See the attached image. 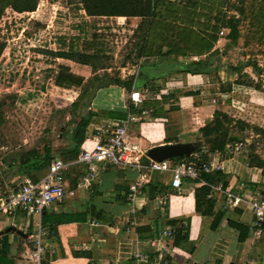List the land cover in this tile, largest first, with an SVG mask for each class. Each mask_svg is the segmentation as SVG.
Segmentation results:
<instances>
[{
  "label": "rangeland",
  "instance_id": "1",
  "mask_svg": "<svg viewBox=\"0 0 264 264\" xmlns=\"http://www.w3.org/2000/svg\"><path fill=\"white\" fill-rule=\"evenodd\" d=\"M99 4L110 0H37L32 11L6 7L1 13L0 190L15 189L23 177L35 179L54 156L76 146L80 118L95 111L104 115L110 104L98 99V89L134 77L142 45L154 40L153 31H168L167 23L173 26L168 34L174 52L198 55L209 39L210 47L216 45L195 71L229 87L222 93L218 85V101L207 99L220 114L212 113L194 131L203 134L196 144L240 141L247 165L264 174V0H159L150 21L93 15L90 10ZM228 17L236 19L233 41ZM188 20V36L175 31ZM197 36L203 39L199 47L186 45L185 37ZM190 93L198 91L183 92ZM128 94L126 89V105ZM162 125L170 128L167 133L175 131L170 120Z\"/></svg>",
  "mask_w": 264,
  "mask_h": 264
},
{
  "label": "crops",
  "instance_id": "2",
  "mask_svg": "<svg viewBox=\"0 0 264 264\" xmlns=\"http://www.w3.org/2000/svg\"><path fill=\"white\" fill-rule=\"evenodd\" d=\"M152 35L154 40L145 44L146 52L136 71L135 84L151 112L146 115L149 120L145 117L129 125L128 139L145 152L161 144L199 143L198 137L203 139L202 134L194 131L202 128L216 108L215 104H208L207 99L215 96L218 101L219 84L203 80L205 76L196 71L181 70L198 69L200 63L195 66L192 63L209 55L216 45L201 54L188 55L183 50L174 52L167 31L160 34L153 31ZM187 90L198 93L184 95ZM98 92H101L98 99L110 104L104 107V115L95 111L96 115L86 116L88 123L83 132L77 134V145L72 146L75 151L91 146L95 129L105 119L114 117L107 114L108 111L121 112L123 116L119 118L125 117L126 89L123 86L110 83ZM167 120L174 122L173 134L167 133L170 128L162 125ZM149 131V134L156 133L150 136ZM181 135L184 137L178 139ZM200 147L206 148V145ZM205 158L222 166L221 171L206 176L211 185L220 182L234 192L243 188L264 196V174L257 167L248 166L240 150L231 152L225 145L222 150L210 151ZM142 172L132 166H107L84 188L76 185L84 166L69 165L61 201L52 202L39 216H26L19 210L11 216L0 214V231L8 226L14 228L0 234V264H35L30 253L37 224L43 230L40 239L43 253L38 264H151L159 247L165 248L171 264H264V222L256 228L246 207L224 208L220 194L209 196L208 193L210 213H204V205H199L201 211L197 212L196 196L199 200L203 195L195 194V190L202 183L183 179L179 189H175L168 184L169 172L154 170L145 172L143 183L129 201L128 186L138 180ZM210 174H214V178ZM2 194L0 190V196ZM212 222L214 228L210 227ZM166 228L171 230V238L161 241ZM175 228L179 229L177 238L173 235Z\"/></svg>",
  "mask_w": 264,
  "mask_h": 264
},
{
  "label": "built area",
  "instance_id": "3",
  "mask_svg": "<svg viewBox=\"0 0 264 264\" xmlns=\"http://www.w3.org/2000/svg\"><path fill=\"white\" fill-rule=\"evenodd\" d=\"M219 33H223L222 30ZM144 57L137 58V68ZM135 76V75H134ZM128 105L123 118H108L95 129L92 144L88 148H81L76 153L68 154L65 157L52 159L46 172L38 179L32 180L23 177L21 183L12 190L6 191L0 196V214L11 216L16 210L24 215L39 216L42 211L52 202L61 201L65 194V174L68 166L80 163L84 166V173L78 179L77 186L88 187L94 181L96 174L104 170L107 166L122 167L132 166L143 171L141 177L128 186L127 199L132 200L136 188L143 183L146 171L169 172L168 184L170 187L179 189L183 179L197 180L202 185H208L200 179L201 174L215 173L222 170L219 163L211 159L203 158L209 152L203 147H199L187 157H176L163 159L160 161L151 160L146 156L137 143L128 139L129 125L135 121H142L149 113L150 109L142 106L144 96L140 94L134 84H131L128 94ZM214 101V100H212ZM242 142L234 143L232 146L226 145L227 150L238 152ZM209 186V196L218 193L222 196L224 208L238 206L246 207L253 216V225L259 228L264 222V196L255 191L241 189L234 192L230 187L223 186L217 182ZM259 229L256 230L259 233ZM42 228L37 224L35 233L32 236V251L30 258L35 264L39 263L43 253L41 245ZM171 238V230L166 228L162 231L161 241ZM151 264H171L170 256L165 254V248L155 249V256Z\"/></svg>",
  "mask_w": 264,
  "mask_h": 264
},
{
  "label": "trees",
  "instance_id": "4",
  "mask_svg": "<svg viewBox=\"0 0 264 264\" xmlns=\"http://www.w3.org/2000/svg\"><path fill=\"white\" fill-rule=\"evenodd\" d=\"M186 1L189 2L190 0H186ZM158 2H159V0H110V5L109 4H107V5L99 4L95 8L91 9L90 12H93L92 13L93 15H114L115 14V15L124 16V17H128V16L140 17V18L148 19L150 21V20L155 18L154 17V10H155V7L158 4ZM36 3H37V0H0V15L6 7H9L16 12L32 11L34 9ZM173 19H175V17H173ZM187 22L188 23H185V25H183L182 27H179L177 29L174 28L175 31L183 32V33H185V36H188L189 33L192 31V28H189L190 21L188 20ZM216 22H218V21H216ZM170 23H172V22H170ZM165 25H166L165 26L166 29H168L167 32H169V30H171L173 28V26L171 27V24H170V26L168 25V23ZM225 26L228 29V33H227L228 39H230L232 41L235 40V38L237 36L236 19H234V17H228L227 20L225 21ZM186 28H189V29H186ZM212 28L214 29L215 27H212ZM189 30H190V32H189ZM186 41H187L186 44L189 43V46H191V47H193V46L199 47L201 42L203 43V39L200 36H197L194 38L185 37V42ZM210 42H211V40L209 39L206 42V45L203 46L204 47L203 50L204 49L208 50L210 48V45H211ZM0 50H1V46H0ZM145 52H146V49H145V43H144L142 45V54L143 53L145 54ZM59 54H62V53H59ZM198 54H201V53H198ZM58 56L63 57V55H58ZM196 64H198V62L192 63V65H194V66ZM181 71L196 73L194 68H190V69L184 68ZM136 79H137V73L134 77L132 76L131 78H128L125 80L114 79L112 84L123 86L125 89L128 90V89H130L132 83L135 86L136 81H137ZM228 89H229V87H227L226 89H223L219 85V90L222 93L229 91ZM191 94H193V93H190V95ZM142 106L145 108H148V107H146L144 102L142 103ZM104 112L106 113V111H104ZM149 112H151V111H149ZM107 114L113 115L114 117H109V118H114V119H117V118L123 116V113L118 112V111H108ZM213 114L218 115L220 113L218 111L214 110ZM87 123H88V120L86 117L80 118V120L78 121V129H76V132L82 133L84 130V127L86 126ZM203 128L204 127L200 128V130H202ZM202 137H203V134H202ZM223 147H224V143H221V144H211V143L209 144L208 143L205 149L207 150V152H210V151H214V150H222ZM196 149H199V147H197ZM75 150H76V148L72 147L71 149H69L66 152V154L76 153L77 151H75ZM204 155H202L203 158L206 157V155L205 156ZM208 175L209 174H201L200 179L203 181L206 180L205 182L208 185H210L211 180H207V177H206ZM210 177L214 178V174H212V175L210 174ZM208 185H201L199 188H197V191L195 190V194L197 192H199L203 195L201 197L202 199L199 198V200H197V196H196L195 210L197 212L201 211V207H199V205L200 206H203V205L206 206L205 208L202 209L205 214H209L210 213L209 211H211V208L209 206L210 200L208 198H206V195L209 193V186ZM213 221H214V219H213ZM210 227L214 228L213 222L210 225ZM174 232L175 233L173 235L175 238H177L179 236V229L175 228ZM182 237L185 238V234L182 235ZM238 239H239V237H238Z\"/></svg>",
  "mask_w": 264,
  "mask_h": 264
},
{
  "label": "water",
  "instance_id": "5",
  "mask_svg": "<svg viewBox=\"0 0 264 264\" xmlns=\"http://www.w3.org/2000/svg\"><path fill=\"white\" fill-rule=\"evenodd\" d=\"M195 148V142H176L153 146L147 149L145 154L151 160L160 161L176 157H187L195 150ZM10 230H14L13 226L6 227L0 231V234ZM16 232L20 233L19 231Z\"/></svg>",
  "mask_w": 264,
  "mask_h": 264
}]
</instances>
